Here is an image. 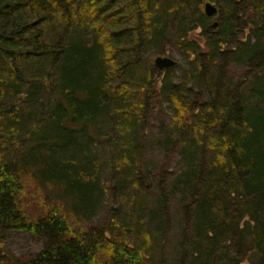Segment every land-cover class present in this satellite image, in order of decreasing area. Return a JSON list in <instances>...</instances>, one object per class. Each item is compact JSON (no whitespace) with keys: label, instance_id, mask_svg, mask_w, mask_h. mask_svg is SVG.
Listing matches in <instances>:
<instances>
[{"label":"trees","instance_id":"trees-1","mask_svg":"<svg viewBox=\"0 0 264 264\" xmlns=\"http://www.w3.org/2000/svg\"><path fill=\"white\" fill-rule=\"evenodd\" d=\"M206 2L219 6L218 28ZM191 4L197 26L183 29L180 16L171 34L172 19ZM198 27L202 41L189 34ZM171 35L195 57L180 84L176 67L155 79L147 56L151 46L166 52ZM231 63L247 67L241 80L228 73ZM153 93L176 110L153 142L175 152L182 170L169 179L153 171L157 185L148 201L152 172L143 142ZM104 143L110 173H130L143 195L138 224L146 228L138 244L113 228L74 229L61 207L46 208L41 196L59 193L62 203L84 207L102 182L103 163L91 147ZM13 147L19 150L11 155ZM27 180L36 184L34 198ZM176 201L186 227L170 240L167 215ZM13 231L49 243L19 257L5 244ZM168 247L173 255L169 249L164 260ZM225 258L264 264V0H0V264Z\"/></svg>","mask_w":264,"mask_h":264},{"label":"rangeland","instance_id":"rangeland-1","mask_svg":"<svg viewBox=\"0 0 264 264\" xmlns=\"http://www.w3.org/2000/svg\"><path fill=\"white\" fill-rule=\"evenodd\" d=\"M216 6L219 8L218 5ZM191 10H193L192 4L186 6L181 15L172 19L173 27L171 34L176 32L180 22V26L183 29H191L193 26H197ZM219 14L217 13L214 16V23L217 22L218 25L220 22ZM180 16L182 18L181 21ZM214 28H218V26ZM201 32L202 29L198 27L191 30L189 34L193 38L202 41L203 35ZM174 40L173 35H171L170 40L163 44V48L166 49V52L164 53H158L157 49L154 46H151L148 49L147 56L152 59L154 68L153 77L155 79L161 78V72H163V70H159L155 67V57L158 55H166L174 58L178 62L173 74L174 82L180 84L186 79L185 69L190 67L195 57L183 54ZM246 72L247 67L245 65L231 63L228 66V73L233 76L235 81L241 80ZM174 116H176L175 107L169 102L166 96L157 95L155 93L150 96L147 116L144 122L146 142H143V153L145 154V158H147V164H149L150 171L152 172L146 183L148 186L146 191L150 195L148 201L155 196L156 191L157 184L156 178H153L152 176L155 175L153 171H157L159 176H164L165 179H169L176 177L182 170L181 160L175 152H169L165 148L157 144L155 145L153 142L154 139L163 135V131L173 122ZM108 145V143L100 144L99 149L91 147V155L97 158L98 162L101 161L103 163L99 171L102 182L93 188V192L88 195L84 207H78L74 201H70V203H62L59 193L56 194L52 192L46 196L45 191L41 196L42 198H46V208L54 206L61 207V211L64 212L74 229L104 232L113 228V230L119 234L124 233L125 238L130 242L138 244V236L141 234L140 231L146 228L144 224L141 226L138 224V210L140 209L138 199L142 198L143 195L138 193V186L129 181L128 175L130 173L125 171H121L118 174L117 172L114 174L110 173L111 170L107 168V164H110V162L112 163L113 157L109 153L110 148ZM10 150L12 155L19 149L13 147ZM68 153V156L74 159L73 153L71 151H68ZM74 161L76 162L75 159ZM119 180L122 183L118 184L117 182ZM35 185V182L32 180H27L26 194L30 198H34L38 192V190L35 191ZM29 203L32 205L33 201ZM29 203L30 210L33 212L35 209L34 207H31ZM176 203L177 201L172 204L167 215L170 227L166 232V236L170 240L176 238L181 230L186 227L185 222H182L181 210L177 209ZM48 243L49 240L46 237L35 238L28 233L17 231L11 232L5 239L6 248L19 257H29L30 255L37 254L43 251ZM169 249L170 255H173L172 249L170 247L166 248L163 256L164 260L168 258ZM215 264L233 263L225 258V260H220Z\"/></svg>","mask_w":264,"mask_h":264},{"label":"water","instance_id":"water-1","mask_svg":"<svg viewBox=\"0 0 264 264\" xmlns=\"http://www.w3.org/2000/svg\"><path fill=\"white\" fill-rule=\"evenodd\" d=\"M204 12L208 17H214L218 13V8L211 2H206L204 5ZM214 26L217 27L218 23L215 22ZM154 65L159 70L172 69L178 65V62L166 55H158L154 59Z\"/></svg>","mask_w":264,"mask_h":264}]
</instances>
